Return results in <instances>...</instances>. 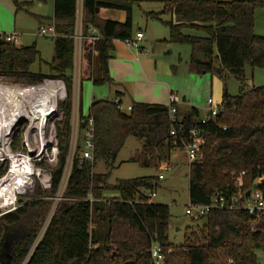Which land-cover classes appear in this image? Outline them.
<instances>
[{"label": "trees", "instance_id": "obj_1", "mask_svg": "<svg viewBox=\"0 0 264 264\" xmlns=\"http://www.w3.org/2000/svg\"><path fill=\"white\" fill-rule=\"evenodd\" d=\"M12 1L16 13L25 9L23 3ZM77 2L53 0V16L48 23L53 22L59 36L53 41L49 65L54 75L30 71L40 61L35 45L17 48L0 44V78L12 79L22 86L59 79L67 91V99L60 105L64 132L58 135L59 156L56 168L50 169V188L43 190L37 184L32 193L22 198L17 210L0 216V240L5 233H11V259L5 264H153V245L161 248L165 264H257L256 252L264 254V214L250 215L242 205L246 192L260 180L264 201V87H248L244 69H264V37L254 32V13L264 7V2L81 0L82 29L95 27L103 38L93 45H82L81 83L113 86L108 70L113 41L132 36V6L161 3L163 11L149 17L160 20V15L170 16V21L164 22L169 36L162 43L190 47L188 71L208 73L221 81L230 75L239 84L237 96L223 89L222 110L214 122L203 127L205 142L188 173L189 204L206 206L220 195L227 203L236 200L239 205L211 210L194 219L201 228L189 232L180 246L168 242V206L147 199L157 186L156 177L108 183L116 158L130 137L140 142V149L129 162L144 169H161L168 164L172 151L179 150V144L169 137L167 106L133 102L131 111L122 113L113 101L93 100L85 117L80 107V120L91 119L94 123L93 156L91 161L81 159L79 141L76 155L67 164L74 70L71 36ZM102 10L125 12V20L119 23L101 19L97 11ZM185 30L199 36L186 35ZM115 99L121 101L120 94L116 93ZM199 119L194 108L183 116L188 125ZM65 175L61 201L36 243ZM238 179L241 186L237 185ZM108 192L117 193V197L106 199L104 194Z\"/></svg>", "mask_w": 264, "mask_h": 264}, {"label": "rangeland", "instance_id": "obj_2", "mask_svg": "<svg viewBox=\"0 0 264 264\" xmlns=\"http://www.w3.org/2000/svg\"><path fill=\"white\" fill-rule=\"evenodd\" d=\"M17 1L28 3L26 4V8L18 13L15 12L12 0H0V34H18L20 37V47L35 45L40 56V61H36L30 68V71L33 73H41L43 75H54L49 66L54 53L53 41L44 39L38 35L40 23L44 22L45 19H50L52 17V4L51 2L43 3V1L40 3L38 0ZM214 1L219 3L232 1L264 2V0ZM162 10L163 6L161 3H139L132 6V35L135 34L137 29H141L143 31V36H145V38L144 41L140 43L139 47L144 49L142 54L144 57L141 58L138 54L137 62L133 63L128 61V72L121 71V69H126V65H121L119 68L116 63L112 61L113 59H110L111 69L114 71L117 70L118 75L115 77L123 79L122 81L124 82V88L126 91L130 95L132 92H135V94L144 101L141 103L147 104L146 101H152L155 99L154 101H163L161 103H165V105L159 104L160 102H154V105L168 106V99L165 101L161 98V96L159 97V95L151 98L152 92L156 93L162 90V85L160 83H165L167 85L166 89L168 88L173 93H176L180 100L184 94L190 97L188 99L194 103V107L200 111L199 113L201 114V118H203L208 110L206 105L208 99H212L215 103L221 104L223 89L225 88L226 92L230 96H237L239 84L237 80L230 75L221 81L217 76L208 73L189 74L186 68L188 67L187 62L191 51L190 47L188 45L162 43L163 39L168 38V29L164 25V22L170 21V16L160 15V20L145 19L144 13L160 14ZM107 11L112 14H119L122 12L118 10ZM123 13L125 14V12ZM254 16V32L257 36L264 37V7L256 9ZM147 29L152 31L154 33V37L156 38L154 43H151V46L149 42V31H147ZM187 35H198V33L188 31ZM114 47L115 50L112 56H114L116 51H118V54H123L122 52L124 49L122 47L117 44H114ZM152 49H156L154 50V53H151ZM139 68L142 69V73L137 70ZM74 71L75 70H73L70 132L67 139L68 146L66 157L68 166L72 161V157L77 153V148L73 146L72 126L73 123H75L76 116L80 115V102L82 103L81 115L85 117L88 114V107L92 97H94L95 100L103 99L110 102L115 100L113 92L109 94L105 87H92L91 83L88 81H83L81 83L79 72L76 71L75 74ZM244 81L250 88L264 87V69H252L249 66H246L244 69ZM13 82L14 81L9 78H0V85L6 86L10 89H16V91L32 87H40L43 88L42 90L48 91V89L45 88H47L50 83H54L55 85L60 84V86L66 90L64 82L59 79H48L42 84L36 86L16 85ZM5 91L6 90L3 91L4 94ZM65 96H67V91H65ZM66 99L57 98L53 100L54 102L48 101V103L53 104L56 107V115L49 120L46 133L43 136L46 140L51 139L52 145L56 147V159L54 162L51 165L43 164V169H45L49 174L50 169H55L58 162V135L64 132L62 128L64 112L60 109V105ZM35 100L36 102H34ZM30 101L31 102H28V99L25 100L24 103L26 106L23 107V109H26L27 111L28 109H35L42 105V102H45L43 96H41L40 99L33 98ZM122 103L123 106L126 107L129 104V100L125 98ZM8 107V105L4 106L6 110H10ZM27 127L28 123L26 121L23 122V125L20 124L15 130V137L17 135L19 136V133L21 131H25ZM17 144L18 141L14 138V146ZM139 149L140 142L136 139L130 137L126 140L116 158L115 168L110 172L108 183L114 185L117 181L140 179L151 176L155 178L159 174L163 175V180L156 181L157 186L154 188L156 196L151 199V203L168 206L171 217L168 230V242L176 246L183 245L185 237L189 234V232L201 228L200 222L195 221L193 216H187L185 214L189 205L188 173L190 166L186 155L182 150H173L168 162L170 167L168 171H163L162 169H144L139 167L138 164L129 162V159ZM104 197L111 200L117 197V193L108 192L104 194ZM256 257L257 264H264L263 252L257 251Z\"/></svg>", "mask_w": 264, "mask_h": 264}, {"label": "built area", "instance_id": "obj_3", "mask_svg": "<svg viewBox=\"0 0 264 264\" xmlns=\"http://www.w3.org/2000/svg\"><path fill=\"white\" fill-rule=\"evenodd\" d=\"M39 37L55 40L59 36L56 34L53 22L50 21L48 24L40 25L38 29ZM73 40V59H74V73L76 71L80 72L81 63V52L82 45L84 42L90 44H95L97 41L102 40V36L95 27H89L87 30L82 29V5L81 0L77 2V12L75 19V27L73 35L71 36ZM143 33L136 32L130 38L119 40L123 46L126 48L138 49L140 43L143 41ZM19 35L16 33L11 34H0V44L6 43L19 48ZM48 79L44 80L47 81ZM43 81V82H44ZM54 84V83H50ZM49 84V85H50ZM48 85V86H49ZM59 85L58 98L66 99L65 91L63 87ZM43 88H27L24 90H19L20 92H30L33 95H40L47 91L42 90ZM45 89H48L45 88ZM10 90L13 92L16 89H10L6 86L0 85V216L9 214L17 210L22 203V200L27 194L34 191L35 186L38 184L43 190H48L50 188L51 176L43 169V164L51 165L56 159V147L52 145V140H46L44 134L46 133L48 123L43 125V118L36 121L35 126H31V122L28 123V127L25 131H21L19 136L15 137V130L20 124L23 125L20 120H16L14 125L9 122L10 119L7 117V111L4 106L11 107L8 103L11 102V96L9 99H5L2 91ZM34 95V96H35ZM34 98V97H33ZM75 98V97H74ZM57 99V98H56ZM18 103L19 110H26L23 107L26 106L20 98L16 99ZM167 114L169 120V137L174 141V144L179 146V150H182L187 158L189 165L198 160L199 153L205 142V135L203 127L214 122L215 118L221 112V104L215 103L212 99H208L206 105L208 107L205 117L198 120L194 125L186 124L183 122V116L179 112V105L181 103L178 95L171 92L168 97ZM113 104L119 112L129 113L131 111V106H123L122 101L115 99ZM56 110V107L54 106ZM27 111V110H26ZM84 124L83 128H80V124ZM23 127V126H22ZM73 133L72 140L73 146L76 147L78 142H81L82 160H92V154L94 150V123L91 119L80 120L79 116H76L75 123H73ZM30 128V129H29ZM14 138L18 141V144L14 146ZM163 171H168L170 169L169 165L166 164L161 168ZM241 177L244 173L240 174ZM66 175L63 177L60 186V193L53 198V206L47 217L44 225L42 226L39 235L37 236L36 243L40 240L45 228L47 227L51 216L53 215L57 205L61 201V193L66 182ZM163 175L159 174L156 176V181L163 180ZM237 185L241 186V179H238ZM156 196L155 191L149 192L147 194V199L151 201L152 198ZM236 200L227 203L222 196H215L211 203L206 206L188 205V209L185 214L187 216H193L194 219L205 216L211 210H225L235 208ZM232 203V204H231ZM242 209L248 211L250 215H262L264 214V201L260 191L255 193L251 192L249 198L242 205ZM35 243V244H36ZM151 259L153 264H165V258L162 254L161 248L157 245H153L150 251Z\"/></svg>", "mask_w": 264, "mask_h": 264}, {"label": "crops", "instance_id": "obj_4", "mask_svg": "<svg viewBox=\"0 0 264 264\" xmlns=\"http://www.w3.org/2000/svg\"><path fill=\"white\" fill-rule=\"evenodd\" d=\"M17 1V0H16ZM18 2V1H17ZM46 2H51V4H52V16H53V0H46V1H44L43 3H46ZM18 3H23V2H18ZM40 3H42L41 1H40ZM24 4V6H27V5H25V4H28V3H23ZM163 6V5H162ZM164 7V6H163ZM15 8V7H14ZM26 8V7H25ZM163 11V10H162ZM145 14V19L146 20H148V19H154V18H150L149 17V15L150 14H154V13H144ZM99 15H100V17L102 18V19H105V20H110V21H113V22H119V23H123L124 22V20H125V14L123 13V12H120L119 14H112V13H110L109 11H107V10H102V11H99ZM52 19V17L50 18V19H45L44 20V23H42V25L44 24H47L48 23V21L49 20H51ZM147 28H148V24H147ZM168 29V28H167ZM147 31H149V29H147ZM136 32H142L143 33V31L141 30V29H137L136 31H135V33ZM186 35L188 34V30H185V32H184ZM144 34V33H143ZM168 36H169V30H168ZM144 38H145V36H144ZM144 38H143V41H144ZM45 39V38H44ZM156 38L154 37V33L152 32V31H149V42H150V46H151V43H154V40H155ZM168 39V38H167ZM167 39H163L162 40V42L164 41V40H167ZM48 40H50V39H48ZM52 41H54V40H52ZM142 41V42H143ZM141 42V43H142ZM114 44H117V45H119L120 47H122L123 49H124V51H125V53H124V51L122 52L123 54H118L117 52L118 51H116L115 52V54H114V56L112 57V61H114L115 63H116V65H117V67H119L120 68V66L121 65H126V69L125 70H122L121 69V71L122 72H128L127 70H129V69H127V66L129 65L127 62L129 61V62H133V63H135V62H137V55L139 54L140 56H141V58H143L144 56L142 55L143 54V51H144V49L142 48V47H139L138 49H134V48H126L125 46H123V44H121L120 42H118V41H113V46H114ZM114 50H115V47H114ZM154 50H156V49H152L151 50V53H154ZM179 59V58H178ZM189 59V58H188ZM179 61H180V59H179ZM171 68H174V67H171ZM137 70H139V72H141L142 73V69L141 68H139V69H137ZM173 70V69H172ZM175 70V69H174ZM186 70H188V67L186 68ZM109 73H110V77H111V79L113 80V86H103V87H105L106 89H107V91L109 92V94L111 93V92H113V94H114V98H115V94L116 93H118V94H120V99H121V101H123V99H125V98H127L128 100H129V104L128 105H130L131 103H141V102H144L142 99H140V97H138L136 94H135V92H132L131 93V95L126 91V89L124 88V82L122 81L123 79H119V78H117V77H115V76H117L118 75V73H117V70L116 71H114V70H112L111 69V61H110V63H109ZM188 73L189 74H191V73H193V72H189L188 71ZM114 74V75H113ZM195 74V73H194ZM122 78V77H121ZM161 85H162V90L160 91V92H152V96H151V98H153V97H155V96H157V95H159V97L161 96V98L162 99H164L165 101L168 99V97H169V94L172 92L171 90H169L168 88L166 89V84L165 83H160ZM93 87V86H92ZM168 90V91H167ZM79 92H80V89H79ZM180 92V91H179ZM181 93V92H180ZM181 95H182V93H181ZM188 98H190V97H188V96H186L185 94L184 95H182V97H181V103H180V105L178 106L179 107V112L181 113V115H183V116H185L186 115V113H187V111L189 110V109H191V108H194V109H196V107H194V103L190 100V99H188ZM93 100H95V98L94 97H92V99L90 100V104L92 103V101ZM100 100H103V99H100ZM155 99H153L152 101H146V103L148 104V103H150V104H154V102H160L159 104H163V105H165V103H161V102H163V101H154ZM90 104H89V107H90ZM143 104H145V103H143ZM80 107L82 108V103L80 102ZM89 107H88V109H89ZM197 110V109H196ZM198 111V110H197ZM198 112H200V111H198ZM199 116L201 117V114L199 113Z\"/></svg>", "mask_w": 264, "mask_h": 264}, {"label": "bare ground", "instance_id": "obj_5", "mask_svg": "<svg viewBox=\"0 0 264 264\" xmlns=\"http://www.w3.org/2000/svg\"><path fill=\"white\" fill-rule=\"evenodd\" d=\"M2 93L4 94V92L2 91ZM35 95V94H34ZM32 93L30 92H23V91H19V92H13L10 90H6L4 97L5 99H9L11 96V102L8 103L11 107L12 111H7V117L8 119H10V123L11 125H14V123L16 122V120H26L27 122H31V126H35L37 123L36 121H39L41 119V116H43L44 111L48 108H54L53 104L48 103V101H53L56 98H58V96H60L59 94V85H55V84H50L48 86V91L47 93L43 92L40 95H35L34 96ZM43 96L45 102H42V105H40L38 108L35 109H28V111H24V110H19L18 109V101L16 100L17 98L22 99L23 101H25L26 99H28V102H31L30 100L33 99V97L35 99H40V97ZM36 102V100L34 101ZM54 102V101H53ZM30 104V103H28ZM42 120V119H41ZM30 129V128H29Z\"/></svg>", "mask_w": 264, "mask_h": 264}, {"label": "water", "instance_id": "obj_6", "mask_svg": "<svg viewBox=\"0 0 264 264\" xmlns=\"http://www.w3.org/2000/svg\"><path fill=\"white\" fill-rule=\"evenodd\" d=\"M99 13V11H97ZM100 17V15H99ZM101 18V17H100ZM102 19V18H101ZM105 20V19H104ZM56 115V111L54 108H48L44 111L43 125H46L49 120ZM25 120L20 119V122H24ZM263 180L256 181L252 186L251 190L246 192L245 200H247L251 194V192L255 193L260 190V186L262 185ZM19 203H22V200H19ZM239 205V201L235 202V207ZM11 233H5L0 240V264H5L11 259Z\"/></svg>", "mask_w": 264, "mask_h": 264}]
</instances>
